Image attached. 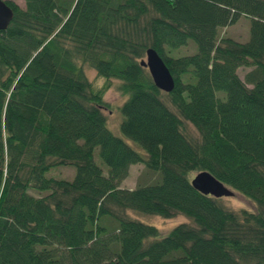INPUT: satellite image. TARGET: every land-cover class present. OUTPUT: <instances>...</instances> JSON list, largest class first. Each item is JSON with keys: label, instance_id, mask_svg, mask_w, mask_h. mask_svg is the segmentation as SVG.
<instances>
[{"label": "trees", "instance_id": "16d2710c", "mask_svg": "<svg viewBox=\"0 0 264 264\" xmlns=\"http://www.w3.org/2000/svg\"><path fill=\"white\" fill-rule=\"evenodd\" d=\"M4 1L0 264H264V0ZM241 16L246 39L218 37ZM147 47L173 77L168 92L139 64ZM83 64L119 79L118 128L141 150L107 127ZM136 162L158 178L119 185ZM57 165L72 177L45 174ZM201 169L253 208L193 188ZM128 210L192 223L158 236Z\"/></svg>", "mask_w": 264, "mask_h": 264}, {"label": "rangeland", "instance_id": "374dc122", "mask_svg": "<svg viewBox=\"0 0 264 264\" xmlns=\"http://www.w3.org/2000/svg\"><path fill=\"white\" fill-rule=\"evenodd\" d=\"M18 5H23V0H13ZM247 28H248V21L247 18L244 16L239 17L234 23L228 24L226 26H222L218 28L217 35H228L236 40H244L247 38ZM194 46L192 42H188L184 46H180L177 49L173 51V53H190L192 52ZM250 69L248 66H239L236 70L238 76L240 78H243V74L245 71ZM83 70L85 75L93 82V84L96 87H102L103 89V99L108 103L109 108L103 109V112L106 117V124L107 127L116 135L122 137L126 142H128L132 147H135L136 149H140V147L131 139L124 136L119 128L118 123L120 119V113L118 110V106L120 103L124 100L126 94L120 89H118L119 79L117 78H111L109 80L104 79L103 77H99L95 74V71L88 67L86 64H83ZM183 128L186 133L189 135L195 137L197 135V131L193 127V125L183 120ZM93 158L97 164L101 166L103 169V172L106 173V166L100 161V159L97 156L96 149L93 150ZM143 164L141 162L131 163L128 165L127 174L119 181V185L125 186V187H132L134 184L139 181H154L156 180L157 175L150 171L145 170L143 168ZM74 167L72 165H57L52 166L46 171L47 176H53V177H61L70 179L73 175ZM193 172H189V176H191ZM158 178V177H157ZM220 201L233 209H236L238 207H246L248 209H252L253 205L252 203L244 198L243 196H240L236 192H234L232 195L228 196H221ZM128 214L131 217L137 218L145 223H150L156 226L158 230V236H161L165 234L173 225L180 223V222H187L192 223L191 219L187 216L177 213L171 217H161L156 214H147V213H138L134 210H128Z\"/></svg>", "mask_w": 264, "mask_h": 264}, {"label": "water", "instance_id": "95a60500", "mask_svg": "<svg viewBox=\"0 0 264 264\" xmlns=\"http://www.w3.org/2000/svg\"><path fill=\"white\" fill-rule=\"evenodd\" d=\"M11 17V8L4 0H0V30L7 27ZM139 64L147 68V71L157 88L165 92L172 89L174 84L173 77L154 48L147 47L145 49L144 57L140 59ZM190 184L199 192L214 197L228 196L234 193L229 186L215 178L205 169L194 172L190 177Z\"/></svg>", "mask_w": 264, "mask_h": 264}]
</instances>
